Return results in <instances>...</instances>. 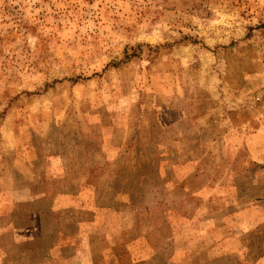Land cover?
I'll list each match as a JSON object with an SVG mask.
<instances>
[{
	"label": "rangeland",
	"instance_id": "1",
	"mask_svg": "<svg viewBox=\"0 0 264 264\" xmlns=\"http://www.w3.org/2000/svg\"><path fill=\"white\" fill-rule=\"evenodd\" d=\"M263 103L264 0H0V264H264Z\"/></svg>",
	"mask_w": 264,
	"mask_h": 264
},
{
	"label": "crops",
	"instance_id": "2",
	"mask_svg": "<svg viewBox=\"0 0 264 264\" xmlns=\"http://www.w3.org/2000/svg\"><path fill=\"white\" fill-rule=\"evenodd\" d=\"M258 105V104H257ZM260 105V104H259ZM263 105H264V103H263ZM261 109H262V105H261ZM260 113H262V114H260ZM258 114L260 115V116H264V110H262V111H258ZM264 118V117H263ZM252 140L253 141H255L257 144H254V145H257V146H262V147H264V132H260L259 133V135H257V133L252 137ZM78 188V187H77ZM76 188V189H77ZM80 190V189H79ZM80 193V191H77V192H74V194H73V196H74V198H73V203H72V205H71V209L72 210H74V211H76V210H78V198H77V196H78V194ZM57 199V198H56ZM71 210V211H72ZM40 214V213H39ZM39 214H36V215H39ZM66 219V223L65 224H69V223H72V222H74L76 219L72 216V215H70L69 214V216L68 215H66V216H64V217H61L60 218V220H59V222H58V225H59V227H62L63 226V220H65ZM38 222H39V220H38ZM55 226H56V224H55ZM73 226V225H72ZM79 226V223H77L76 225H75V227H78ZM38 227H45V225H42V223H39V225H38ZM78 236H81L80 234H76V235H73V237H72V242L71 243H73V245L74 246H76V244L78 243V241L77 240H79L80 238L78 237ZM33 240H29V242H28V244H30V245H33V242H32ZM63 242H58L57 244H56V249H59V247L57 246V245H60V244H62ZM55 249V250H56ZM54 250V251H55ZM18 253H20V252H18ZM18 253H17V255L16 256H18ZM58 258H59V256H58ZM69 264V263H68ZM70 264H71V261H70Z\"/></svg>",
	"mask_w": 264,
	"mask_h": 264
},
{
	"label": "built area",
	"instance_id": "3",
	"mask_svg": "<svg viewBox=\"0 0 264 264\" xmlns=\"http://www.w3.org/2000/svg\"><path fill=\"white\" fill-rule=\"evenodd\" d=\"M258 100H260V97H258Z\"/></svg>",
	"mask_w": 264,
	"mask_h": 264
}]
</instances>
